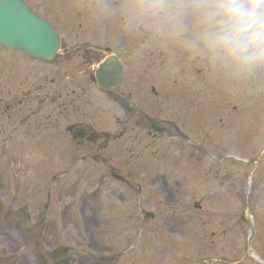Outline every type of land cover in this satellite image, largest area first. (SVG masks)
<instances>
[{
	"label": "rangeland",
	"instance_id": "obj_1",
	"mask_svg": "<svg viewBox=\"0 0 264 264\" xmlns=\"http://www.w3.org/2000/svg\"><path fill=\"white\" fill-rule=\"evenodd\" d=\"M63 5L72 7L70 4H73V0H63ZM52 6H54L52 4ZM56 7L55 8L58 11L65 10L63 7ZM80 6L77 5V8ZM54 8V9H55ZM66 9H68L66 7ZM123 11V7L121 8ZM108 11L105 10V7L101 8L99 7L95 11H90L89 15H83L81 19L79 20L80 27L77 26L75 23L74 26L72 23H67V19H69L70 14H68L66 11L61 14L62 19H60V15H58V19H56L57 22L61 23L58 25V29L62 30V35L67 38L69 36L75 35V33L78 34L76 36L77 38H80L81 42L84 40H88L92 34H96L100 32L101 34L105 37V42L108 41V37L116 36L122 29L120 28V25L117 20L113 19L112 14L106 15ZM73 15V14H71ZM120 16H123L120 15ZM55 21V22H56ZM72 28H76L74 30H70ZM81 28V29H79ZM110 29H113L110 31ZM162 31V35L165 37L167 34ZM75 37V38H76ZM179 34H175L176 40H179ZM116 41L118 42L119 38H116ZM69 42V41H68ZM131 43H126L121 39L118 44L117 48L121 52L122 56L124 58L129 59V62L131 63L130 69L134 71L135 73H140L138 70L142 69V67H149L152 61L154 60L151 55H153L152 52L150 51H142L144 53L143 57L138 58V54L136 51H134L135 46H137L138 43V37H133L131 38ZM174 45V44H173ZM123 47V48H121ZM121 48V49H120ZM173 50V49H172ZM141 51V50H140ZM135 54L134 57L131 55ZM80 55V53H78ZM176 55L180 57V54ZM103 56V55H101ZM62 58V57H61ZM74 57L71 61H69V67L74 65L76 62L78 65L73 68H80V65L84 67V64L79 62L80 58ZM101 59V57H99ZM76 61V62H75ZM138 63H141L142 67L138 65ZM86 66L81 69L87 70L91 69V67L94 66L93 64H85ZM145 71H147V68H144ZM229 75H231L234 70H228ZM252 71V70H251ZM247 71V72H242V79H240V86L244 85L247 83L246 81H250V85H252V81L255 78L256 72L254 71ZM252 76V79L250 78ZM141 77V75H140ZM141 82L145 83V79L143 77L140 78ZM139 81V80H138ZM253 84L256 88H259L260 85H256V80L253 81ZM190 85V82L188 83ZM143 86V85H142ZM192 88L195 90L200 89L196 87L194 84L191 85ZM167 89V88H166ZM140 91L139 88L134 90V92ZM188 93L186 90L182 89H177L175 90V98H177L176 105L178 106V109L181 113H185L187 116L185 120H183L181 128L184 130L188 131V128H192L193 131L200 136L206 135L207 140L209 139L210 141L206 145V149L209 150L210 152H219V151H224L226 152L225 154H228L230 152H237L241 155L245 156H253L255 155L258 151L261 150V146L264 144V139H261V135H257L254 133L253 127L256 124L261 123L262 124V133L264 135V116L258 115L260 118H254L253 120H249V111L245 109H241V113H239V116L242 118L243 122V127L246 131V129L251 130L250 134H243V131L241 132V129H234L236 127L235 123L232 121L231 115H229V110L230 108H227L226 106L222 105L223 108L225 109L224 112L221 111V117L226 116L225 118V132L223 131L222 128L219 126H216V122L218 119V115L220 113L219 108H215L213 110H210L207 108V105H200L196 108H192L187 105V108L184 106L188 102L190 104H199L197 100L189 99L188 94L189 90L187 89ZM227 102L231 101V104H237L235 101L237 99L231 98V96H227ZM244 100L242 99V102ZM97 102L101 105H104V102L101 98L97 99ZM203 104V103H200ZM155 104L151 105L150 108H154ZM180 119V118H179ZM7 121L11 124L14 125L13 121L10 119H7ZM5 121V123L7 122ZM5 123H3L2 120H0V129L5 128ZM107 123V122H105ZM245 123L248 124L250 128H246ZM253 124V125H251ZM15 130H17V127ZM226 129H231L232 132H228ZM6 130V129H5ZM208 134H207V133ZM253 136V140L257 143V145L254 147V145L250 142V140L247 138L249 136ZM222 139V140H221ZM23 140V139H22ZM247 140V141H246ZM218 142H222L219 144ZM127 143H129V136L125 137L124 139L121 140L120 143H117L116 146H118V149L120 152H117V154H113L112 151L109 152V160H111L114 164L113 166L117 169L122 170L119 167H128L133 173V175L136 177L135 180L137 184L141 186V191L142 195L144 196L142 199V209L145 210L146 212H150L153 210V208L156 206L154 205V202L158 203V194L154 196V193L157 189L152 184V180L149 179L151 176V172L154 171V167L150 164V161L148 159H145L144 161L141 160L139 162V158L135 157L134 154L129 155L131 148L126 147L128 146ZM4 143H1L0 141V151L2 152V146ZM12 147L9 148L8 150L4 151L5 156L1 158V153H0V170H3L4 174L1 172V177L4 178L5 180L2 181L3 184L0 187V210L5 211V210H10L12 212L16 211L17 208L20 207L22 204H26L27 211H28V219L26 221L21 222L19 225V230H14L16 235L18 237H23L25 238L24 234L26 233L25 231H28V227H32L35 225V228L39 230L38 234L36 235V242L29 240V242L33 245V242L36 243L37 247L40 245V252L45 253L46 251H49L50 249H56V248H66L70 251V253L73 254V256L76 257L77 261H82V264H106L107 260L105 259V256H102V260L100 263L97 262V260H92L91 257H98V251H99V244H94L96 242L95 239L99 240L101 239L102 234H100V231L102 229L97 230L96 225H95V217L93 215V211L88 210L87 208H81L78 205V200L81 198H87L90 197L89 192H93L96 194V197L99 198L100 196V203L102 209L104 210L103 215H101L104 219L107 217L108 223L107 227H103V231H106L109 233V238L113 239H105L103 241V246L102 248H105V246L113 248V250L117 249H125V243H123V238L120 235L116 233V228H124V225H130L131 218L128 217V213L130 211V206L126 203L125 205H121L119 203V198L111 193L108 192H101L99 193L98 188L99 186L95 183V177L98 174L95 172L94 164L91 165H85L82 166L83 169H86L85 173L82 174L83 179L79 180V184L75 186L74 191H71L69 188V183L70 182H65L66 184L64 186H60L57 184H53L52 188L49 189L50 192L45 190V181L47 182L48 177H43L45 173L42 172L41 167L35 165L32 163L33 160H28L23 159V153L25 149H31L29 147H25L21 145L20 141H15L12 144ZM115 146V144L113 145ZM44 151H49V148H43ZM73 149V148H72ZM78 154L85 155L87 153H92L93 152V145L91 146H83L80 147V151L78 150V147L74 148ZM73 149V150H74ZM61 150L64 153H67L68 149L66 147H61ZM133 150V149H132ZM135 150V149H134ZM30 151L35 152L34 154L40 159L41 157V151H38L37 148L31 149ZM87 152V153H86ZM138 153V152H137ZM43 154V153H42ZM257 156V155H255ZM254 156V157H255ZM35 159V162H39V159ZM15 159V160H14ZM22 159V160H21ZM21 160V162L19 161ZM59 160V159H58ZM130 162V163H129ZM121 163H124L121 165ZM129 163V164H128ZM39 164V163H38ZM30 168V169H28ZM145 168V170H144ZM242 171L244 169L242 168H232L231 165H226L225 171L227 173L232 172V171ZM7 172V173H5ZM256 176L257 180H260L262 183L253 193L252 197L250 198V203L249 206L251 208H254V211L259 217L261 221L258 222L257 228H258V237L257 240L254 242L253 247L255 249H258L260 252L263 253L264 255V160L260 165L257 167L256 171ZM7 177L11 179V184L8 183ZM137 179V180H136ZM67 180V179H66ZM17 184H14V183ZM21 182V183H20ZM191 183V182H190ZM192 186H194L191 183ZM45 190V194L42 195V193L37 194L40 191ZM48 190V189H47ZM113 190L117 191L115 188ZM75 192V194H74ZM106 193V194H104ZM190 196L192 197L193 194L195 193V196L197 198L200 197V194L197 191L194 192H189ZM50 194V198L47 199V202L45 203V198ZM83 198V199H84ZM93 198V197H91ZM155 198V199H154ZM195 198V199H197ZM260 200V201H257ZM61 201V202H60ZM83 202V201H82ZM84 203V202H83ZM204 204V203H202ZM63 205L64 207L67 206L68 212L71 214L72 219L68 217L67 222L63 223L60 219L61 217V206ZM84 205V204H83ZM159 206V205H158ZM204 211L206 210V207L209 209H214V211H221V208L225 209L226 211H231L234 208H240L239 206V201L238 198L233 195V192L231 193H226L223 195V199L218 202L217 200H211L209 203L206 202L204 205ZM42 210V211H41ZM156 211L159 215L160 211L156 208ZM168 212V211H166ZM161 214H165V211H161ZM192 215L193 213L190 212ZM207 213L204 212V215ZM139 214H136L135 219L137 221L136 226H141V221L139 222ZM38 222H37V221ZM69 220H73V223H70ZM225 220H228V217L225 218ZM163 223V222H162ZM161 223V224H162ZM38 224V225H37ZM53 224V225H52ZM149 225L147 223L144 225V231H143V236H146V228ZM11 226V225H10ZM164 226H167V223H164ZM26 229H24V228ZM48 227H52V238L45 237L46 235L44 234L45 230H48ZM163 227V226H162ZM12 227H8L6 224L0 222V264H28L26 260H24V256L22 255L23 251L20 247V240L15 238L14 241H10L9 239L5 238V233L2 231L3 229H10ZM25 230H23V229ZM141 229V228H139ZM137 229V230H139ZM124 230V229H123ZM170 231V230H169ZM172 233V231H170ZM28 234V233H27ZM125 235V233H124ZM168 235V231H167ZM34 238V236H32ZM105 237V236H103ZM235 242L234 236H231V240H228L223 243H215L208 251L207 253L209 255L216 254L220 257H225L228 258V261L232 262L235 261L237 258H239L241 255L240 253V244L233 243ZM91 246V249H90ZM161 245L158 244V247ZM36 247V246H35ZM36 247V248H37ZM89 247V248H88ZM35 248V249H36ZM152 248V247H151ZM39 249V248H38ZM166 250L165 248H163ZM158 251H153L152 255L150 254L149 260L145 264H162L160 262L161 258L156 260ZM167 253V252H166ZM145 253L141 254V258L139 256H133L130 258V256H125L119 259L120 264H144V257ZM146 255L149 256V253ZM204 255V254H202ZM44 256V255H43ZM155 259L151 258L154 257ZM166 256V254H165ZM81 257V258H80ZM117 261V259H115ZM189 259L181 260L179 264H186ZM85 263H84V262ZM118 263V261L116 262ZM163 264H168V263H163ZM244 264H250L249 262H246Z\"/></svg>",
	"mask_w": 264,
	"mask_h": 264
},
{
	"label": "clouds",
	"instance_id": "obj_2",
	"mask_svg": "<svg viewBox=\"0 0 264 264\" xmlns=\"http://www.w3.org/2000/svg\"><path fill=\"white\" fill-rule=\"evenodd\" d=\"M141 14L189 33L214 66L264 68V0H144Z\"/></svg>",
	"mask_w": 264,
	"mask_h": 264
}]
</instances>
